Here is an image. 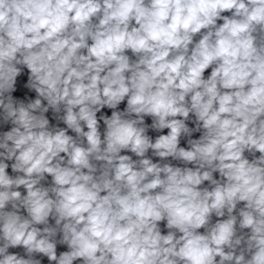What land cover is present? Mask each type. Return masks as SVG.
Returning a JSON list of instances; mask_svg holds the SVG:
<instances>
[{
	"label": "clouds",
	"instance_id": "obj_1",
	"mask_svg": "<svg viewBox=\"0 0 264 264\" xmlns=\"http://www.w3.org/2000/svg\"><path fill=\"white\" fill-rule=\"evenodd\" d=\"M0 129V264H264V0H0Z\"/></svg>",
	"mask_w": 264,
	"mask_h": 264
},
{
	"label": "water",
	"instance_id": "obj_2",
	"mask_svg": "<svg viewBox=\"0 0 264 264\" xmlns=\"http://www.w3.org/2000/svg\"><path fill=\"white\" fill-rule=\"evenodd\" d=\"M225 14H228V13H225ZM206 75H207V73H206ZM22 93L21 92H17L16 93V95H21ZM29 95H32V96H34V93H29ZM121 107H123V105H121ZM105 111H108V113L110 114V110H105ZM0 130H6V129H0ZM153 136H155L156 134L155 133H151ZM183 143V142H182ZM258 155V154H257ZM61 250H63V249H61ZM13 251H18V250H13Z\"/></svg>",
	"mask_w": 264,
	"mask_h": 264
}]
</instances>
